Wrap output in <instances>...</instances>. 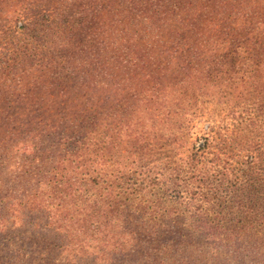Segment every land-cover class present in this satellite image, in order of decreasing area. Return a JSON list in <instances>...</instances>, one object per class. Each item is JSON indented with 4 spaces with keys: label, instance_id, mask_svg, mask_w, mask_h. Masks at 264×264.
<instances>
[{
    "label": "rangeland",
    "instance_id": "374dc122",
    "mask_svg": "<svg viewBox=\"0 0 264 264\" xmlns=\"http://www.w3.org/2000/svg\"><path fill=\"white\" fill-rule=\"evenodd\" d=\"M138 1L123 0L127 10L118 6L115 0H0V158L18 152V148L12 151L4 148L8 140L35 144L41 139H58L55 133L61 130H66L68 135L72 127L78 131L79 120L85 118L82 107L87 105L79 92L87 91L95 98V103L108 102L110 97H115L108 90H84L78 86L81 80L77 82L76 79L72 83L71 76L75 73L90 70L85 81L98 82L101 78L97 76L103 74L100 64L108 59L102 66L115 67L117 71L111 76L117 77L116 83L123 81L124 88L131 85V89L137 90L135 87L139 81L143 83V76L154 75L153 78H157L163 74L161 64L168 61V56L173 55L174 60L170 61L172 68L182 71L179 50L185 46L178 42L176 36L178 31L189 29L187 20L181 22L183 11L193 15L196 7L212 10L220 5V9L225 11L215 19H228L232 21L231 27L244 32L245 28L256 25L260 18L259 28H264V0H197L196 6L180 3L177 13L181 17L157 26L156 30L150 29L151 22L139 25L140 19L135 20L137 13L154 11L150 4L141 11L132 10L131 5ZM103 7L107 9L103 10ZM155 14L164 17L161 9H157ZM234 20L239 24L235 25ZM51 58H54L53 64L60 68L57 72H47L44 66V59ZM61 78H68L71 82ZM218 78L227 80L223 75ZM222 80L210 82L202 74H193L191 81L195 82L192 86L196 89L197 103L189 99L191 95L183 97L184 88L179 85L171 97L165 95L168 98H164L162 93L163 99L156 100L154 109L144 102L138 111L133 108L126 117L132 126H138L141 119L145 121V115L158 119L155 129L164 148L154 152L139 148L140 142L132 135L134 129L131 128L129 162L141 166L144 171L152 169L154 178L163 175L157 178L158 186L144 189L143 198L138 195L135 201V204L145 202L157 207L148 212L151 215L148 220L155 230H165L162 236L149 237V232H144L142 226L135 230L133 222L129 226L131 230L125 233L122 228H116L115 223L110 234L118 238L121 252L111 251V248L106 256L78 257L67 247L65 235L45 227L46 221L32 218L25 212L15 214L12 211L10 217L0 216V220L3 219L0 221V264H154L156 260H162V264H264V227L252 230L250 223L242 222L229 238L233 227L223 236H219L222 231L216 227L217 236L210 234L209 238H200L193 235L184 240L171 228L181 226V221L221 226L236 223L244 216L233 203L241 200L246 204L243 194L250 195L249 191L256 195L250 198V204L261 205L262 202L260 209L264 208V174L258 178V186L254 190L246 182L253 172L243 157L249 147L244 142L249 141L247 137L251 135H256L255 142H261L264 151V124L257 123V129L247 121L256 113L264 120V112L255 108L257 102L264 98V72L258 85L262 93L253 87L257 82L254 79L250 84L237 83L236 79L235 85ZM229 88L233 89L232 95L222 98V92ZM109 104L116 105L112 100ZM171 111L178 112V115L169 114ZM235 122L237 125L242 123L244 129L236 142L232 141L236 137ZM91 139L94 145L101 144L103 129L98 127ZM220 139L227 143V150L220 151L224 160L221 166L226 169L217 167L214 173L219 182H224L220 189L215 188L209 194L205 190L204 195H199L197 191L201 184L198 177L209 180L213 177L206 171L193 173L188 170L186 173L185 163L191 162L194 154L206 147L200 151L204 154L200 168L210 165L221 149L217 146ZM147 140L152 143L148 137ZM168 140L171 146H165ZM63 147L60 144L56 151H62ZM122 160L124 156L116 162L121 164ZM173 160L175 162H171ZM110 164L105 165L104 162L102 166L106 170L125 169L123 164L119 168H110ZM131 165L128 169L134 173ZM105 174L111 179L109 172L105 171ZM111 183L109 181L105 185ZM159 217L161 223L157 220ZM176 217H181V220L174 222ZM131 218L135 219L134 216ZM254 219L257 221L255 225L264 226V218L256 216ZM116 220L117 224L122 222ZM31 222L35 227L30 225ZM215 238L220 240L213 243L211 239ZM224 238L229 240L221 241ZM145 241L165 248H161L156 257L155 253L147 250Z\"/></svg>",
    "mask_w": 264,
    "mask_h": 264
},
{
    "label": "trees",
    "instance_id": "16d2710c",
    "mask_svg": "<svg viewBox=\"0 0 264 264\" xmlns=\"http://www.w3.org/2000/svg\"><path fill=\"white\" fill-rule=\"evenodd\" d=\"M115 1L118 6L126 8L123 0ZM196 1L139 0L132 4L131 8L134 11H141L148 4L154 7V11L151 13L135 14V20L140 19L139 25L151 22L150 29L156 30L157 26L161 27L163 23L168 24L171 19L181 17L177 13L180 3L188 6L195 4L196 6ZM106 9L107 7H103V10ZM157 9L164 12L163 18L155 14ZM224 11L220 9V5L215 6L212 10L196 7V14L193 13V15L183 11L184 16L181 22L187 20L189 29L178 31L176 36L178 42L185 46L179 50L182 71L172 68L170 61L174 60L173 55L168 56L166 57L168 61L161 64L162 70H164L163 74L157 78H153L154 75L150 77H148L149 75L143 76V83L139 81L135 87L137 90L131 89V85L124 88L122 86L123 81L116 83L117 77L111 76V73L117 71L115 67L112 65L102 66L108 59L100 64V72L103 74L97 76L101 78L98 82L90 79L87 82L85 81L89 77L90 70L83 71L80 74L75 73L74 76H71L73 77L72 83L76 79L77 82L81 80L78 86H82L84 90L85 88L92 91H95V89L108 90L109 93L113 92L115 97H110L108 102L103 100L95 103V98L87 91L79 92L82 95V100L87 105L82 107L85 118L79 120L78 131L72 127L68 135L66 130H61L59 133H55V137L58 139H41L35 144L27 142L14 143V139L6 142L4 148L10 151L18 148V152L15 155L9 154L12 155L11 157L8 155L6 158H0V193L3 195L0 198V216L2 218L10 217L13 211L15 214L25 212L35 219L41 218L46 221L45 227L65 235L67 247L71 252L76 253L78 257L96 256L98 258L106 256L109 254L108 249L111 248H113L111 251L121 252L122 247L119 245L118 238L112 237L110 234V229L115 223L116 228H122L125 233L131 230L129 226L133 222L136 224L135 230L142 226L140 228L144 232H149V237L151 235L162 236L165 230L161 231L158 228L155 230V227L150 226V223H152L149 221L150 219L148 220L151 217L148 212L157 207L145 202L135 204V201L138 195L141 199L143 198L144 189H150V186H158L160 183L157 178L163 175L159 174V177L154 178L152 169L148 168L147 171H144L141 166H134L129 162L131 128L134 129L132 135L140 142L139 148H147L153 152L164 148L155 129L158 119L145 115V121L141 119L138 126H132L127 123L126 117L131 109L135 108L138 111L140 105L144 102L151 109H154L156 100L163 99L162 93H164V98H168L165 95L171 97L176 93L179 85L184 88L183 97L191 95L189 99L197 103L198 99H195L197 97L196 89L192 86L195 82L191 81L193 74H202L210 82L222 80L218 77L223 75L227 77V80L222 81H226L228 85L231 83L235 85L236 79H238L237 83L248 82V84L254 79L257 82L253 84V87L262 93V89L258 86L260 75L264 72V28H259L260 18L256 25L245 28L243 32L238 27H231L232 21L228 19L214 18ZM262 15H264V10ZM234 23L235 25L239 24L236 20H234ZM53 60L54 58L44 59L47 72H57L60 69L53 64ZM201 70H204L205 73H202ZM61 79L71 82L68 78ZM232 90V88L225 89L222 92V98H229L232 95ZM121 93L123 95L118 99ZM111 100L116 103L115 106L109 104ZM138 101L139 104H136ZM131 103L133 105H130ZM257 103L258 105L255 108L260 112H264V98ZM116 108L118 110H115ZM254 112L256 113V110ZM169 114L178 115V112L171 111ZM62 120L64 119L62 118ZM247 121L250 126L254 125L257 129L259 128L257 123L264 124V120L260 119L257 113L250 116ZM235 126H237L236 137L232 138L234 142L241 138L244 131L242 123L237 125V122H235ZM98 127L104 131V140L101 144L94 145V140L91 138H93ZM73 131H75L74 134H72ZM147 137L152 143L148 142ZM221 138L224 137L221 136ZM247 138L249 141H245L244 144L249 147H247L243 157L247 160L248 169H251L253 173L252 177L246 178V182L256 190L257 180L264 174V151H262L261 142H255L256 135ZM62 141L63 143H61ZM169 143L170 140L166 141L165 146L166 144L171 146ZM213 143H216V140ZM60 144L64 145L62 151H56ZM206 146L208 149V145ZM217 146H221V149H219V153L215 155V158L211 160L210 165H202L200 168L204 158V154L200 151H203L206 147L198 151L196 155L194 154L191 162L185 163L186 173L188 170H192L193 173L206 171L213 177L209 180L197 176L201 184L197 191L200 192L199 195H204L205 190L209 194L215 188L220 189L224 182H219L214 172L217 167L223 168L221 164L224 160L221 158L220 151L227 150V143L220 139ZM136 151L139 150L136 149ZM226 152H224V155H226ZM119 154L124 156L121 164L116 161L123 156L117 159L114 157ZM208 154L212 153L209 152ZM15 162L17 163L15 164ZM104 162L105 165L111 163L110 168H119L123 164L125 169L106 170L102 166ZM171 162H175V160ZM130 165L134 173H131V170L128 169ZM105 171L111 174V179H108ZM109 181L112 182L111 185H105ZM249 192L250 195H247L248 193L243 194L247 201L246 204L241 200L233 203L237 205L239 213L244 216L236 223H230V225L225 223L221 226L206 222L189 223L181 221V226H172L171 228L183 240L187 237H194L193 235L200 238H209L210 234L211 236H217L219 234L214 230L216 227H219V231H222L219 236H223L233 227L227 237L229 238L235 230L239 229L242 222L250 223L252 230H259L264 226L255 225L257 221L254 218L258 216L263 219L264 208L260 209L262 202H260L261 205L250 204L252 201L250 198H255L256 195H252L251 191ZM235 198H238V196ZM5 202L7 203L5 204ZM131 216H134L135 219H132ZM161 217L163 218V215ZM161 217L157 218L160 223L162 222ZM116 219L122 220V222L117 224ZM176 219L174 222L181 220V217H176ZM0 221L2 222L3 219ZM33 224L34 222L30 223L35 227ZM153 225L157 226L156 223H153ZM227 238L221 239V241L229 240ZM211 240L214 243L220 239ZM144 244L149 252L156 254V257L160 249L165 248L164 245L158 247L161 244L155 247L153 244H149L148 241H145ZM220 247L219 244L218 248ZM161 261L156 260L154 264H162Z\"/></svg>",
    "mask_w": 264,
    "mask_h": 264
}]
</instances>
